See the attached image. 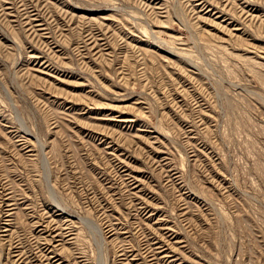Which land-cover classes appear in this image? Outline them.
Masks as SVG:
<instances>
[{"label": "rangeland", "instance_id": "374dc122", "mask_svg": "<svg viewBox=\"0 0 264 264\" xmlns=\"http://www.w3.org/2000/svg\"><path fill=\"white\" fill-rule=\"evenodd\" d=\"M0 264H264V0H0Z\"/></svg>", "mask_w": 264, "mask_h": 264}, {"label": "bare ground", "instance_id": "6f19581e", "mask_svg": "<svg viewBox=\"0 0 264 264\" xmlns=\"http://www.w3.org/2000/svg\"><path fill=\"white\" fill-rule=\"evenodd\" d=\"M161 248V247H160Z\"/></svg>", "mask_w": 264, "mask_h": 264}]
</instances>
